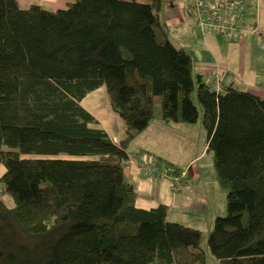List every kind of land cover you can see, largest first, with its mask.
<instances>
[{
    "label": "trees",
    "instance_id": "1",
    "mask_svg": "<svg viewBox=\"0 0 264 264\" xmlns=\"http://www.w3.org/2000/svg\"><path fill=\"white\" fill-rule=\"evenodd\" d=\"M66 4L0 0V191L14 200L0 199V264H264V98L211 90L169 39L161 0ZM99 87L125 125L118 142L81 104ZM199 115L226 193L207 250L167 205L138 207L124 167L153 119Z\"/></svg>",
    "mask_w": 264,
    "mask_h": 264
},
{
    "label": "crops",
    "instance_id": "2",
    "mask_svg": "<svg viewBox=\"0 0 264 264\" xmlns=\"http://www.w3.org/2000/svg\"><path fill=\"white\" fill-rule=\"evenodd\" d=\"M23 1L28 5L37 3L50 10H54L53 6L59 4V0ZM161 2V21L167 30L169 39L176 46H181L190 53L196 71L201 73L204 80L206 76H209L213 80L214 69L215 67H219L222 86L233 84L242 90L253 92L264 98V0H250L252 9L247 18L249 23L257 24L259 33L246 35L237 42L226 41L228 42V54L222 62H209L208 60L212 51L208 43L205 46L208 50L203 46L202 39L205 43L207 41L211 42L217 34H204L200 32L192 13V0H161ZM207 35L209 36L207 37ZM205 81L209 83V81ZM239 84H244L246 87H239ZM96 93L100 92L93 90L81 101V104L98 120L97 124L91 125L104 128L110 137L112 134L111 130L113 129L121 130L122 132V127H125L124 123L107 110L105 101L102 106L99 105L98 100L100 97ZM154 123H159V126L166 123L170 125L169 121L153 119L130 143H133L147 130L154 127ZM200 125V131L204 132L205 136L201 121ZM157 130L158 127L153 129L154 132H158ZM130 143L126 148L128 158L125 161L124 167L125 175L134 187L136 205L149 209L158 204H165L168 206L169 220L180 223L185 222L183 224L199 229L201 228L197 224L204 222L207 225L210 224L211 228L214 217L223 214L224 210H226V193L224 188L219 185L217 177L215 176L213 180H208L203 175L202 169L198 166L196 158L191 160L190 167L186 170L178 167V172H174L173 170L169 172L168 167H165L159 173L151 172L150 174H146L143 168H141L144 163H164L163 160L169 161L161 155L163 153L161 151L162 147H160V139L154 145L139 147L137 149L139 153H137V150L135 152L130 149ZM204 149L206 151L207 144ZM148 150H153L160 156H156L150 160L147 157L148 154L145 152ZM4 172L5 167L3 164H0V176ZM177 179V183L180 185L175 187L174 184ZM1 194L0 197L3 201H5V197H9L6 196L7 194L5 196H1ZM11 201L12 203L6 206L13 207L14 202L12 198ZM173 211H176L178 214V217H175V219L170 217ZM204 215L207 217L205 218Z\"/></svg>",
    "mask_w": 264,
    "mask_h": 264
},
{
    "label": "rangeland",
    "instance_id": "3",
    "mask_svg": "<svg viewBox=\"0 0 264 264\" xmlns=\"http://www.w3.org/2000/svg\"><path fill=\"white\" fill-rule=\"evenodd\" d=\"M66 0H59V4L54 5L53 9L56 8H65L67 6ZM35 4V3H33ZM19 5L22 8L28 7V4H25L23 0H19ZM209 35H207L208 37ZM202 44L205 47L208 43L212 53H210L209 62L210 61H218L222 62L225 56L228 54V42L224 41V39L219 36L215 35L211 42H206L202 39ZM206 48V47H205ZM207 49V48H206ZM208 50V49H207ZM205 80L211 82L212 78L210 79L209 76L205 77ZM239 87H246L244 84H239ZM95 90H98L100 93H96V95H99L100 99L98 100L99 105L102 106L105 101V106L108 109L107 103H106V97L104 96V88L99 87ZM90 93V92H89ZM104 96V98H103ZM154 108L155 113L159 116L160 115V98L159 96H155L154 100ZM110 112V111H109ZM201 115V114H200ZM200 115L199 119L197 120V123L195 124H189L182 121H173V120H165L160 117L155 118V120H161V121H169L170 125L164 124L162 126H159V123H154V127L147 130L144 134H142L140 137H138L133 143H130V149L135 151L139 147H146L149 145H154L158 142L160 139V147L163 154L162 157L164 159H168V169L169 172H172V170L175 169V167H179L182 170H186L190 167L191 160L193 158H196L198 161V166L202 169L203 175H205L208 180H213L216 176V171L213 164V155L210 151L206 149L205 151V145H206V137L204 136V132L201 130L200 125ZM120 125V124H119ZM155 127H158V132H154L153 129ZM121 128V125H120ZM125 127H122L121 130L118 131L116 129L111 130V137L114 142H118L119 139H121L124 136ZM136 137V136H135ZM161 137V138H160ZM133 140V139H132ZM128 143V144H129ZM164 145V146H163ZM149 149V148H148ZM204 150V151H203ZM150 151V152H148ZM145 151L148 155V159H153L156 156H160L157 154V152L153 150ZM137 153H139V150H137ZM195 160V161H196ZM167 161V160H166ZM174 175V174H172ZM0 193H2L0 191ZM6 193H2L1 196H5ZM5 197V201L0 197V199L3 201L5 205L11 204V196L7 194ZM13 200V198H12ZM14 202V200H13ZM226 204V201H225ZM176 211H173L171 213V218L175 219V217H178V214L176 215ZM226 214V210H224L222 215ZM205 218L207 217L204 215ZM185 223V222H183ZM199 227L203 231V240L201 241V244L203 248L207 250V234L210 231V224H205L204 222H200ZM210 255L208 254L207 258H209Z\"/></svg>",
    "mask_w": 264,
    "mask_h": 264
},
{
    "label": "built area",
    "instance_id": "4",
    "mask_svg": "<svg viewBox=\"0 0 264 264\" xmlns=\"http://www.w3.org/2000/svg\"><path fill=\"white\" fill-rule=\"evenodd\" d=\"M191 5L196 25L201 33H214L229 42H237L246 35L259 33L257 24L247 21L252 9L250 0H192ZM219 70V67H215L210 83V89L215 92L223 90ZM142 167L146 174H150L163 171L167 165L146 162ZM177 182L178 179L175 187L180 185Z\"/></svg>",
    "mask_w": 264,
    "mask_h": 264
},
{
    "label": "bare ground",
    "instance_id": "5",
    "mask_svg": "<svg viewBox=\"0 0 264 264\" xmlns=\"http://www.w3.org/2000/svg\"><path fill=\"white\" fill-rule=\"evenodd\" d=\"M149 164H152V163H149ZM142 166H143V165H142ZM142 166H141V168H143Z\"/></svg>",
    "mask_w": 264,
    "mask_h": 264
}]
</instances>
